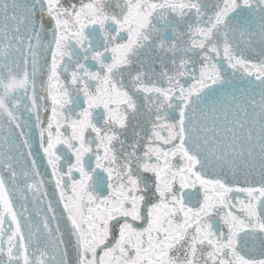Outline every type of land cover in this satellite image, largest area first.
<instances>
[{"label": "snow or ice", "instance_id": "snow-or-ice-1", "mask_svg": "<svg viewBox=\"0 0 264 264\" xmlns=\"http://www.w3.org/2000/svg\"><path fill=\"white\" fill-rule=\"evenodd\" d=\"M0 264H264V0H0Z\"/></svg>", "mask_w": 264, "mask_h": 264}, {"label": "water", "instance_id": "water-1", "mask_svg": "<svg viewBox=\"0 0 264 264\" xmlns=\"http://www.w3.org/2000/svg\"><path fill=\"white\" fill-rule=\"evenodd\" d=\"M25 131L27 132L28 130L25 129ZM29 207H30V209H32V212H33V213L39 211V209H38V208L36 207V205H34V204H30Z\"/></svg>", "mask_w": 264, "mask_h": 264}]
</instances>
